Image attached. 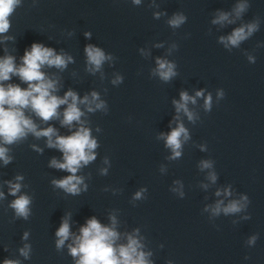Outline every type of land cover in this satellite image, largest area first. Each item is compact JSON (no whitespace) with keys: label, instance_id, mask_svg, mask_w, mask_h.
Masks as SVG:
<instances>
[{"label":"clouds","instance_id":"1","mask_svg":"<svg viewBox=\"0 0 264 264\" xmlns=\"http://www.w3.org/2000/svg\"><path fill=\"white\" fill-rule=\"evenodd\" d=\"M142 2L143 0H131V3L135 6H140ZM21 4L22 0H0V37L3 40L11 39L5 35L11 27L9 18ZM149 7L159 9L160 5L157 0H150ZM249 7V0H237L230 11L217 9L210 22L212 25L221 28L234 25L237 21L243 19ZM162 16H167V12H153V18L156 20L161 19ZM186 22L187 16L180 11L173 13L166 20V24L173 30L180 28ZM259 29V18L241 23L230 34L220 36L218 43L223 45L226 50L231 51L234 48H239ZM84 35L86 38H90L91 32H85ZM163 46V43L154 45L157 48ZM176 50H178V44L173 42L168 49V55ZM139 51L142 56L151 54L150 50L143 48ZM84 52L86 55V71L93 75L99 72L101 79H103L105 63H113L115 57L92 44L86 45ZM247 59L249 63H255L256 61V58L250 54ZM73 62L71 55L64 52L58 54L53 48L46 47L41 43H33L30 49H26L19 65H17L16 58L12 55L0 57V161L3 162L4 166L12 163L14 156L10 154L12 152L10 146L22 143L29 135L36 139L46 138L48 148H55L62 153V159L58 160L53 157L49 162V167L69 173L63 178L53 179L51 184L54 188L75 196L88 189L84 177L77 175V173L96 160L97 153L95 150L99 147L98 140L92 135V129L86 118L87 114L96 112L107 114L109 108L107 102L101 99L100 94L96 91L85 94L82 98L72 89L66 91L62 97L55 94L59 90V80L50 77L42 69L54 67L62 71L67 68L69 63ZM155 63L156 67L151 69L150 72L152 77L158 78L163 83H169L178 76L175 61L157 57ZM13 77H18L20 82L26 84L27 87H21L20 84L16 83H6L11 81ZM123 81V75L116 73L111 80V84L119 86ZM224 96L223 89L217 91V100H222ZM198 98H203V108L205 112H210L213 106V98L211 93L205 95L204 89L196 91L194 96L189 95L187 91H181L179 100L172 101L176 112L173 122L176 126L172 128V122H170L171 131L168 133L162 132L157 136V139L163 140L165 147L170 149L171 155L167 157L170 161L182 157L183 147L191 139L189 130L181 120V114L187 117L190 123L195 124L199 117L190 110L189 105H196ZM62 106L64 107L61 112ZM28 112L45 124L54 119L59 120L61 127L68 128L71 134L60 135L58 129L53 126L39 127L33 120L32 115L27 114ZM96 131L100 132L101 129L97 127ZM31 147L38 153L43 152V149L35 144ZM200 149L201 151H207L204 145H201ZM103 163L111 167L107 156L104 158ZM198 167L200 171L209 170L206 179L212 184L216 183L218 176L214 170L213 160H201ZM160 171L161 173L165 172L166 167L162 165ZM107 174V167L100 169V175L106 176ZM23 180L24 176L17 174L13 180L4 183L8 187V195L15 197L8 207L13 210L15 218L27 220L31 215L32 197L22 193V188L25 187L22 183ZM174 183L176 187L171 188L170 191L183 198L185 196L183 183L179 180ZM201 187L207 189L209 185L202 183ZM147 191V188H141L134 194L133 200L146 199L145 193ZM215 196L231 197V186L217 189ZM5 198V193L0 190V200ZM249 204V197L240 195L239 199H230L227 203L224 199H218L214 204L207 205L204 211L210 212L211 217H218L221 214L225 216L235 215L247 212ZM109 218L111 223L106 226L101 224L95 217H92L80 228L79 235H75L70 231L69 218L65 217L55 233L57 250L62 249L65 242L71 238L72 243L68 244V251L73 258H76L75 264H152L149 259L152 253L144 251L145 246L141 242L139 229L134 230L131 234H125V243H118L121 239V233L116 230V217L110 215ZM242 218L247 220L251 217L245 215ZM28 238L29 233L26 231L22 239L26 241ZM257 239V234L250 236L246 241L247 246H254ZM31 251V245L26 243L19 249V254L25 259H30ZM245 259H248V257H245ZM3 264H21V262L6 258L3 260ZM168 264H171V261Z\"/></svg>","mask_w":264,"mask_h":264}]
</instances>
